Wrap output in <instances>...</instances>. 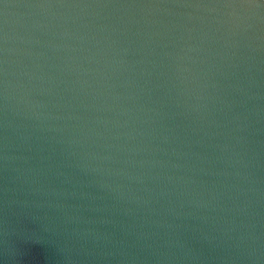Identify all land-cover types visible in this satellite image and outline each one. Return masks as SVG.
I'll return each instance as SVG.
<instances>
[{"label": "water", "instance_id": "1", "mask_svg": "<svg viewBox=\"0 0 264 264\" xmlns=\"http://www.w3.org/2000/svg\"><path fill=\"white\" fill-rule=\"evenodd\" d=\"M0 264H264V0H0Z\"/></svg>", "mask_w": 264, "mask_h": 264}]
</instances>
